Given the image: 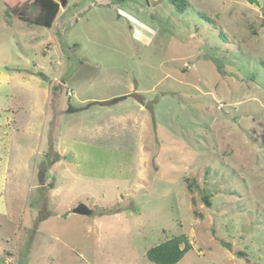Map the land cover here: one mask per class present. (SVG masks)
I'll use <instances>...</instances> for the list:
<instances>
[{"label": "rangeland", "instance_id": "1", "mask_svg": "<svg viewBox=\"0 0 264 264\" xmlns=\"http://www.w3.org/2000/svg\"><path fill=\"white\" fill-rule=\"evenodd\" d=\"M185 1L0 0V264H264V0Z\"/></svg>", "mask_w": 264, "mask_h": 264}, {"label": "trees", "instance_id": "2", "mask_svg": "<svg viewBox=\"0 0 264 264\" xmlns=\"http://www.w3.org/2000/svg\"><path fill=\"white\" fill-rule=\"evenodd\" d=\"M169 1L180 13L185 11L187 3L185 0ZM3 2L10 15H15L26 23L48 28L53 26L61 10L59 0H3ZM202 198L207 206L212 205L211 195L205 194ZM190 249H192L190 240L182 233L149 248L146 255L155 264H177ZM237 254L243 256L244 252Z\"/></svg>", "mask_w": 264, "mask_h": 264}, {"label": "water", "instance_id": "3", "mask_svg": "<svg viewBox=\"0 0 264 264\" xmlns=\"http://www.w3.org/2000/svg\"><path fill=\"white\" fill-rule=\"evenodd\" d=\"M250 4L260 6L259 0H247ZM61 7H65L68 4V0H59ZM73 211L81 215H90L93 210L85 203H79Z\"/></svg>", "mask_w": 264, "mask_h": 264}, {"label": "built area", "instance_id": "4", "mask_svg": "<svg viewBox=\"0 0 264 264\" xmlns=\"http://www.w3.org/2000/svg\"><path fill=\"white\" fill-rule=\"evenodd\" d=\"M67 93H68V95H70V96L73 95V92H72L70 89L67 91Z\"/></svg>", "mask_w": 264, "mask_h": 264}]
</instances>
